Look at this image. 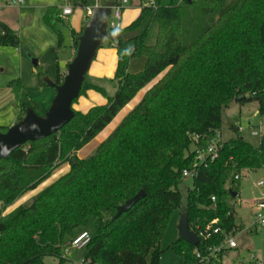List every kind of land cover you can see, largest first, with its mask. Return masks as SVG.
Listing matches in <instances>:
<instances>
[{"label": "trees", "instance_id": "trees-1", "mask_svg": "<svg viewBox=\"0 0 264 264\" xmlns=\"http://www.w3.org/2000/svg\"><path fill=\"white\" fill-rule=\"evenodd\" d=\"M75 1L93 6V0ZM152 1L153 6L140 0L139 16L118 32L134 39L110 42L118 58L117 90L106 106L87 114L74 111L58 133L0 160V264H44L45 257L64 264L62 251L83 231L90 235L84 249L90 264H159V243L183 206L179 187L185 170L194 173L183 207L189 227L217 220L225 232L238 230L225 185L231 173L264 168V136L258 146L238 136L224 141L218 157L199 168L193 167L190 147L197 135L198 146L206 148L232 102H256L264 116V0H237L209 23L207 17L224 0ZM195 5L198 13L192 17ZM43 21L56 33L63 24L53 6ZM84 24L79 33L71 31L74 47ZM61 43L59 35L58 48ZM0 47H20L18 33L1 21ZM136 57H144L145 66L131 75L128 66ZM61 79L59 74L56 83ZM89 88L101 91L84 82L80 94ZM143 89L142 99L95 152L79 159L77 152ZM20 106L23 113L29 107ZM7 129L0 126V134ZM65 164L67 173L2 215ZM140 191L145 197L113 220L117 208ZM172 248L190 260L194 247L177 239Z\"/></svg>", "mask_w": 264, "mask_h": 264}, {"label": "rangeland", "instance_id": "rangeland-1", "mask_svg": "<svg viewBox=\"0 0 264 264\" xmlns=\"http://www.w3.org/2000/svg\"><path fill=\"white\" fill-rule=\"evenodd\" d=\"M10 1L0 0V5L8 6ZM236 1L224 0L220 9L212 16L207 17V22L209 23L212 18L213 20L217 19L220 13ZM139 2L140 0H129L128 7L138 5ZM65 3L63 0H25V6L31 9L32 23L23 27L22 30H19L18 27L14 30L19 35L20 47L18 49L20 53L16 51L17 49L0 47V126L6 127L11 122L17 123L19 119L16 116H18V111L21 109L20 105L23 103L28 104L40 116L48 109L55 95V90L44 83V78L56 82L58 74L65 71L71 49L74 55L76 47L73 46L71 31L67 25L68 19H64L63 24L59 26V33H56L44 24L43 15L46 8H48L47 6H53L57 8L59 16H61V9ZM77 4L75 0H70L71 7L75 8ZM191 9L192 17L196 16L198 7L195 5ZM35 18L39 19V25L34 22ZM59 35L62 38V43L56 51ZM54 41L55 45L51 48L50 44H53ZM37 50L42 52L40 58L38 55H34ZM32 59L39 62L37 66H33ZM145 62L144 57L133 58L129 63L128 72L131 75L139 74L143 71ZM117 64L118 58L115 47L110 45L109 40L104 39L87 74L88 79L96 77L102 80L103 87H98L101 91L93 88L82 91L74 102L75 108L80 113L87 114L93 108L106 106L108 98L112 97L117 90L114 80ZM135 101L136 98L127 106V109H133ZM125 111L128 110L118 113L114 121L122 119L125 116ZM22 115L24 116L23 111ZM231 125L243 127L244 131L236 133L235 128H231ZM251 127L252 129H250ZM251 130L264 132V116L259 114L256 102L244 105L232 102L227 108L223 109L220 130L223 142L238 136L253 146H258L260 136H251ZM95 149V143H88L79 151L78 156L87 158L94 153ZM190 150H193V146L190 147ZM68 171V164L58 167L46 182L35 192L25 196L24 199L56 181ZM237 173L240 175V180L232 185L233 173H231L225 185V190L228 193L232 188L235 190L238 186L235 191L238 195L235 198L229 195L226 200L228 206L234 211L235 224L238 227V230L233 234L236 249L227 250L224 253L222 264H253L250 254H254L256 260L264 262V226H254L251 213V207L264 197V189L257 186V182L264 180V168L256 171L241 170ZM191 188V178H184L179 187L183 204L181 210L186 201L187 190ZM19 203L20 201L11 208L6 209L2 212V215L7 214ZM181 210L174 213L159 243L162 252L159 264H180V258L172 248V244L178 239V223ZM82 254L84 257L86 251L83 250ZM61 257L65 260L64 264H80L81 262V258L74 251H70L68 254L63 250ZM43 261L44 264H59L58 259L54 257H45Z\"/></svg>", "mask_w": 264, "mask_h": 264}, {"label": "water", "instance_id": "water-1", "mask_svg": "<svg viewBox=\"0 0 264 264\" xmlns=\"http://www.w3.org/2000/svg\"><path fill=\"white\" fill-rule=\"evenodd\" d=\"M103 1L105 2L104 6H94L91 8V16L84 24L82 33L77 39L73 58L66 66V72L62 81L57 84L44 78V83L49 88L55 90V95L48 109L40 116L31 107H27L24 116L16 124L8 127L5 133L0 134V160L6 159L15 150L27 143L37 142L58 133L73 119V102L79 97L90 66L104 39L110 42L118 40L130 41L134 39V34L129 32H106L107 19L115 0ZM37 63L36 59H32L33 66H37ZM239 98L242 99L243 96ZM230 194L233 198L237 196V193L232 191H230ZM144 197L145 193L140 191L127 200L117 208L113 220L119 218L121 214L128 212ZM178 239L191 246L199 244V239L190 231L188 215L184 208L180 211ZM80 255L81 252H78L77 256L79 257Z\"/></svg>", "mask_w": 264, "mask_h": 264}, {"label": "built area", "instance_id": "built-area-1", "mask_svg": "<svg viewBox=\"0 0 264 264\" xmlns=\"http://www.w3.org/2000/svg\"><path fill=\"white\" fill-rule=\"evenodd\" d=\"M65 5H63L61 9V19H65L72 14V7L70 6L69 0H63ZM23 0H11L8 2V5H21L23 4ZM129 0H115L113 2V6L110 9V14L107 19L106 24V32L107 33H118L123 30L121 26V21L123 17V13L128 8ZM148 5L153 6L154 3L152 0H149ZM97 6V5H96ZM94 7V6H92ZM86 7V20L87 22L91 16V8ZM113 46V45H111ZM252 129V127L250 128ZM244 131L243 127H237V132L241 133ZM251 136H264V132H257L251 130ZM193 141V151H194V159H193V167L199 168L202 166H206L208 162L215 160L218 157V150L222 147L223 141L221 132L216 131L212 140L208 143L205 149H201L198 146L199 136H192ZM194 173L185 170L182 173L183 178H192ZM240 180V175L235 173L233 175V181L237 182ZM257 186L264 189V180L257 182ZM211 208L216 209V199L215 197H211ZM251 213L253 217L254 226H264V197L256 202V204L251 207ZM217 220H214L208 223L205 227H201L200 225H195L190 228V231L196 235L199 239V244L197 246H193V250L190 254V260L186 259V257L180 258V264H222V257L227 250L236 249V243L233 238V234L236 231L225 232L221 230L220 227L216 226ZM223 236L222 242L218 244H212V241L215 237ZM90 235L87 231H83L78 234L64 249L65 253H70V251H74L76 254L81 252L79 258H81L80 264H90L85 261L82 251L85 249L87 244L89 243ZM201 242L203 243L202 248H197ZM250 258L253 261V264H263L264 262H260L256 260L254 254H250Z\"/></svg>", "mask_w": 264, "mask_h": 264}, {"label": "crops", "instance_id": "crops-1", "mask_svg": "<svg viewBox=\"0 0 264 264\" xmlns=\"http://www.w3.org/2000/svg\"><path fill=\"white\" fill-rule=\"evenodd\" d=\"M23 1H24V3L21 4V5H8V6H6V5H4V6L3 5H0V21L3 22V23H5L6 25H8L12 30H16L17 27L19 28V30L20 29L22 30L23 27L29 26L32 23L31 9L28 8V7H26L25 6V0H23ZM69 3H70V0H69ZM104 4H105V2L103 0H93L92 1V5L93 6H96V5L97 6H104ZM47 7H50V6H47ZM85 8L86 7H84L83 5H81L79 3L75 6V8L72 7V9H73L72 10V14L69 17L65 18V19H68L67 25H68V28L70 29V31H74L75 33H79L81 31L82 25L85 23V20H86V9ZM46 10H47V8H46ZM46 10L44 11V15L46 13ZM140 10H141V4H140V2H139L138 5H134V6L132 5V6L128 7L125 10V12L123 13L122 21H121V26H122L123 29L125 27L129 26L139 16ZM44 15H43V17H44ZM62 20L64 21V19H62ZM34 22H37V24L39 25V19L38 18H35V21ZM53 45H55V41H54L53 44L52 43L50 44L51 48H52ZM59 48H58V42H57V44H56V51ZM49 50H51V49L49 48ZM16 51L20 53V50L19 49H17ZM41 54H42V52L39 51V50H37V53H35L34 55H38V57L40 58ZM72 56H73V51L71 49V54H70V57L67 60V64L71 61ZM67 64H66V66H67ZM65 72H66V68H65V71L62 74H60V75L63 76L65 74ZM85 82L87 84L92 85V86H95V87H103L102 80H100V79H98L96 77H91V79H88V77L86 76ZM115 83H116V81H115ZM116 88H117V83H116ZM145 91H146V89H143V90L139 91V93H137V95L134 97V99L136 98V101H135L134 106L142 99ZM134 99L132 101H134ZM131 102H129V104ZM129 104H127L121 110V111L128 110V111H125V116L132 110V108L127 109V106ZM72 109L75 112H79V110H77V108H75V104L72 105ZM117 115L115 116L114 119H116ZM16 117L19 120L21 119V117H23L22 110L21 109L18 111V116H16ZM114 119L111 121V123L107 127H105V129H103L90 142V143L93 142V143L96 144V149L100 145V143H102L114 131V129L118 126V124L122 121V119H119L118 121H114ZM15 121H17V120H15ZM15 123L16 122H11V124L9 126H6V127H10V126L14 125ZM95 150H94V152H95ZM78 153H79V151L77 152V157L79 159H85L83 157H79L78 156ZM237 195H238V193H237ZM26 199L23 198V201H21L22 200L21 199L20 200V203L25 202ZM11 207H9V208H11Z\"/></svg>", "mask_w": 264, "mask_h": 264}]
</instances>
